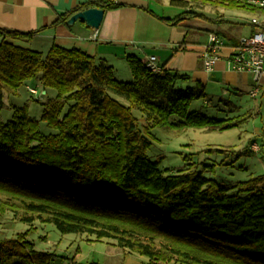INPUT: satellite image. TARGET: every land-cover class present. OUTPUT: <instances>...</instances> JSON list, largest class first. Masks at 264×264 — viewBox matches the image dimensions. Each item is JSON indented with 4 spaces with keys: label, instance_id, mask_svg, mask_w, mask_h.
I'll list each match as a JSON object with an SVG mask.
<instances>
[{
    "label": "trees",
    "instance_id": "16d2710c",
    "mask_svg": "<svg viewBox=\"0 0 264 264\" xmlns=\"http://www.w3.org/2000/svg\"><path fill=\"white\" fill-rule=\"evenodd\" d=\"M168 1L187 10L169 21L174 25L207 20L189 9L193 3L264 14L247 0ZM90 7L111 11L124 5L93 2L55 25ZM128 62L132 83L117 80L111 66L78 49L54 46L44 55L6 41L0 45V195L21 202L22 223L39 221L64 235L112 240L147 257V264H264V175L230 187L201 170H161L147 155L156 129L223 132L243 120L190 112L191 104L204 97L202 85L184 89L180 83L187 76L165 68L154 74L135 57ZM36 78L46 96L57 92L44 104L41 120L25 106L15 108L13 119L4 123V90L17 92ZM41 121L56 133L44 135ZM6 206H0V217L7 210L17 212ZM29 234L0 241V264H54L56 254L37 250Z\"/></svg>",
    "mask_w": 264,
    "mask_h": 264
},
{
    "label": "crops",
    "instance_id": "0c3cea01",
    "mask_svg": "<svg viewBox=\"0 0 264 264\" xmlns=\"http://www.w3.org/2000/svg\"><path fill=\"white\" fill-rule=\"evenodd\" d=\"M98 1L0 0V45L6 41L43 54L54 46L78 49L111 66L115 78L121 82L134 81L128 62L130 57L144 62L148 57L155 56L160 67L187 76L189 80L185 85L194 88L200 84L204 89L219 86L222 95L226 96L250 94L253 77L229 69V49H224L212 73L206 71L202 55L211 34L223 39L228 47L237 46L243 38L256 34L258 28L252 20L264 22L263 13L233 10L235 13L230 20L206 16L207 20L196 18L174 25L169 21L182 16L187 10L171 6L168 0H115L124 7L105 11L99 30L88 27L82 21L72 26L68 22L55 25L66 13ZM240 29L247 31L239 38L231 34V31ZM7 31L34 33V36L29 40L14 39L4 34ZM220 101L226 100L222 98ZM256 131L258 135L264 134L260 129Z\"/></svg>",
    "mask_w": 264,
    "mask_h": 264
},
{
    "label": "rangeland",
    "instance_id": "374dc122",
    "mask_svg": "<svg viewBox=\"0 0 264 264\" xmlns=\"http://www.w3.org/2000/svg\"><path fill=\"white\" fill-rule=\"evenodd\" d=\"M189 7L205 16L228 20L233 18L235 13L233 10L212 4L193 3ZM246 31L240 29L231 31V34L239 38ZM123 82L131 83L133 80ZM180 86L184 89L190 87L184 82L180 83ZM30 89H36L38 94L31 93ZM204 91V97L191 104L190 112L218 120L238 118L243 120L239 127L223 132L187 129L175 133L156 129L149 137L153 143L147 153L149 159L152 162H159L161 170L174 174L179 171H204L206 178L230 187L246 182L252 177L263 176L264 134L258 135L256 131L260 129L264 133L262 92L254 100L248 93L239 96L222 95V88L219 86H210ZM56 96L55 90H49V94L44 95L38 78L27 81L17 92L5 89L1 120L4 123L10 122L14 116V109L25 106L28 107L31 117L41 120L45 110L44 104ZM222 98L226 101L221 102ZM134 114L139 117L141 113L136 111ZM40 131L44 135L56 133L42 121ZM254 144L258 145V151L253 149ZM3 204L9 209H16L17 212L7 210L0 217V241L29 231V239L36 245L37 250L56 254L54 264L148 263L147 257L131 254L118 247L112 240L97 241L95 237L80 234L64 235L55 225L39 221L32 225L22 223L21 218L25 211L20 206L21 202L0 195V206Z\"/></svg>",
    "mask_w": 264,
    "mask_h": 264
},
{
    "label": "built area",
    "instance_id": "2783aa9c",
    "mask_svg": "<svg viewBox=\"0 0 264 264\" xmlns=\"http://www.w3.org/2000/svg\"><path fill=\"white\" fill-rule=\"evenodd\" d=\"M247 2L252 7L264 9V0H247ZM252 24L258 28V32L243 38L237 46L228 47L223 39L216 34H211L202 59L206 71L212 73L216 70L224 49H229L231 53L227 60L229 69L236 73H247L253 77L254 85L250 96L256 100L264 88V22L253 19ZM144 65L154 74L162 72V67L158 65L155 56L148 57ZM30 92L38 94L36 89H30ZM253 149L258 151V145L254 144Z\"/></svg>",
    "mask_w": 264,
    "mask_h": 264
},
{
    "label": "water",
    "instance_id": "95a60500",
    "mask_svg": "<svg viewBox=\"0 0 264 264\" xmlns=\"http://www.w3.org/2000/svg\"><path fill=\"white\" fill-rule=\"evenodd\" d=\"M105 10L100 8H90L73 15L68 21V25H74L78 21H82L95 30H99L104 20ZM46 94V92H45Z\"/></svg>",
    "mask_w": 264,
    "mask_h": 264
}]
</instances>
